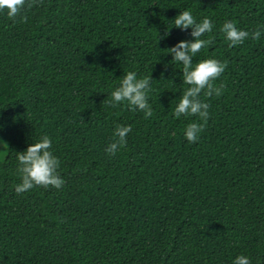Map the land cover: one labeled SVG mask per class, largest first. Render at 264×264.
<instances>
[{
    "label": "trees",
    "instance_id": "1",
    "mask_svg": "<svg viewBox=\"0 0 264 264\" xmlns=\"http://www.w3.org/2000/svg\"><path fill=\"white\" fill-rule=\"evenodd\" d=\"M184 10L214 25L193 65L228 64L196 143L167 52L193 40ZM27 17L0 12V264H264V35L220 31L264 26V0H43ZM128 71L152 77L148 119L107 103ZM117 125L132 131L112 156ZM44 135L65 183L17 194V153Z\"/></svg>",
    "mask_w": 264,
    "mask_h": 264
},
{
    "label": "clouds",
    "instance_id": "2",
    "mask_svg": "<svg viewBox=\"0 0 264 264\" xmlns=\"http://www.w3.org/2000/svg\"><path fill=\"white\" fill-rule=\"evenodd\" d=\"M43 0H0V12H6L9 20L15 23L19 17L22 22H27V11L31 10ZM176 29H191L193 40L182 41L171 47L167 52L173 57L174 62L182 63L183 84L185 88L178 105L175 107L174 115L177 119L181 115L185 117L194 116L199 122L189 123L185 129V138L189 143H196L200 134L204 131L209 119L210 105L200 98V94L210 98L215 94L219 97L223 94L225 85L216 86L215 81L225 72L228 64L218 59H204L193 65L195 57L202 49L213 43V38L201 39L206 33L213 31L214 25L210 18L205 17L197 22L190 10L182 11L174 19ZM258 28L255 32H248L239 29L232 21H226L220 31L229 42V47L242 45L245 40L251 38L259 40L264 32ZM167 35V33H166ZM152 77L137 78L135 71H128L120 80V85L111 93L107 103L111 107L126 104L131 111H142L145 119L153 115L152 107L149 104V94ZM132 131L131 126L117 125L114 132V142L106 149L109 155L115 156L120 148L127 145V135ZM52 140L47 135L41 136L39 141L31 143L26 151L17 153L18 169L21 183L15 186L17 194L24 193L34 187L60 189L65 181L59 173L60 160L53 154ZM232 264H251V259L244 255L237 256Z\"/></svg>",
    "mask_w": 264,
    "mask_h": 264
},
{
    "label": "rangeland",
    "instance_id": "3",
    "mask_svg": "<svg viewBox=\"0 0 264 264\" xmlns=\"http://www.w3.org/2000/svg\"><path fill=\"white\" fill-rule=\"evenodd\" d=\"M7 143H0V160H4V157L7 152Z\"/></svg>",
    "mask_w": 264,
    "mask_h": 264
}]
</instances>
